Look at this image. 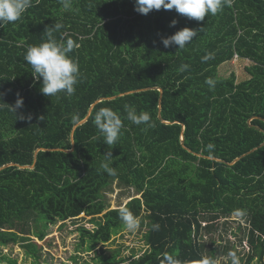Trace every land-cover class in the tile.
<instances>
[{"label":"trees","instance_id":"16d2710c","mask_svg":"<svg viewBox=\"0 0 264 264\" xmlns=\"http://www.w3.org/2000/svg\"><path fill=\"white\" fill-rule=\"evenodd\" d=\"M174 19L178 23L170 27ZM57 22L63 27L54 38L73 41L69 55L81 75L74 95L50 98L24 56ZM210 23L226 37L222 50L206 51L200 44ZM185 27L200 30L193 40L202 53L217 52L211 54L215 69L231 61L224 74L200 79L188 67L180 70L193 57L192 44L178 50L159 40ZM251 65L264 71V0H231L203 21L174 9L143 15L135 0H70L68 9L60 0H32L19 21L0 26V250L19 245L38 264L32 237L43 241L51 226L70 221L88 252L106 246L124 228L121 207L110 209L106 200L117 181L141 195L123 207L138 220L148 219L149 249L134 260L97 257V264H166L169 255L179 264H202L216 254L215 240L209 249L205 232L222 229L232 216L244 222L246 264L256 257L264 263V146L228 165L264 143V88L235 92L236 73L256 72L248 70ZM20 97L24 106L15 113L11 106ZM97 101L87 122L75 129L73 146L74 127ZM125 105L148 112L154 126L127 120ZM105 107L122 118L115 146L104 143L94 124ZM229 128L237 131L223 133ZM107 151L111 161L105 160ZM82 214L92 219L82 224ZM218 252L229 251L220 246ZM2 263L18 260L0 251Z\"/></svg>","mask_w":264,"mask_h":264},{"label":"clouds","instance_id":"9594fccd","mask_svg":"<svg viewBox=\"0 0 264 264\" xmlns=\"http://www.w3.org/2000/svg\"><path fill=\"white\" fill-rule=\"evenodd\" d=\"M60 3L64 9L70 7V0H60ZM31 6L32 0H0V26L19 21ZM225 6L230 7L231 0H135V10L140 14L147 15L153 10L174 9L177 13L188 19L197 21H203L209 14L216 15ZM177 23V20H172L170 27H175ZM62 27L63 25L58 22L48 26L43 35L46 39H43V42L38 45L30 46L24 56V61L31 66L32 71L35 73L34 77L37 80L42 79V94L50 98L56 97L61 93L67 96L74 95L77 90L76 86L80 82L81 73L79 64L69 55L74 48L73 41L69 39L66 42H58L54 38V33L58 32ZM199 31L185 27L173 35L167 37L161 35L159 43H162L165 48L178 47V50H181L191 44L190 42L198 36ZM216 49H220V45L213 50ZM233 60H236V62L239 60L238 54L234 55ZM187 67V65H182L180 70L183 71ZM206 83L214 86V82L211 79H208ZM158 91H161L162 102L164 91L162 88L158 89ZM23 106L24 100L20 97L16 100L15 106L11 107L16 113ZM125 110L126 119L132 123L136 125L144 124L149 127L154 126L152 117L148 112H137L136 108L130 105H125ZM19 118L31 120V116L24 117L21 115ZM40 119H44V117H40ZM94 124L107 146H115L117 144L123 128L122 118L117 112L111 108H101L94 116ZM182 126L184 132L185 126ZM104 157L106 161H111L113 159L112 151H107ZM102 167L110 175L116 174L115 170L110 168L108 163H104ZM82 215L83 217L80 218ZM82 215L79 217V220L86 218L84 214ZM119 218L125 229L130 232H134L139 226L138 218L126 207L119 209ZM228 255L231 257V264H241L236 252H229ZM166 264H179V261L169 255L166 257ZM202 264H215V262L209 258H204Z\"/></svg>","mask_w":264,"mask_h":264},{"label":"rangeland","instance_id":"374dc122","mask_svg":"<svg viewBox=\"0 0 264 264\" xmlns=\"http://www.w3.org/2000/svg\"><path fill=\"white\" fill-rule=\"evenodd\" d=\"M209 20L213 21V19ZM226 23L227 22L223 24V27L227 25ZM207 30L209 31L201 36L202 41L200 44H203L202 47L208 51L213 50L220 45V50H222L223 42L226 39L225 35L215 29V25L211 23ZM196 42L199 43V41L195 40L191 43L193 47V57L192 59L187 60L188 70L195 73L200 79L206 78L207 75L215 78L217 74H224L231 61L215 69V58L214 56H211V54L217 52L212 51L211 54H208V52L202 53L201 51L203 49L200 44L194 45ZM205 57H207V59H205ZM235 63L236 60H233L231 64L234 66ZM260 68L264 67L260 66ZM248 70H256V66L251 65ZM234 81L237 87L235 92H239L238 89L240 90V88L246 91L249 87L254 91L262 92L264 88V71H262V69H258L253 73L245 71V74L242 73V76L237 72ZM252 120L253 119H251V121ZM236 131L237 130L235 129L233 130L229 128L225 129L223 133L228 132L230 134L232 132L235 133ZM245 138L254 142L256 137ZM231 163H229V165ZM140 196L141 195H138L135 189L120 185L119 182L116 181L113 184L111 191L107 192L106 200L110 209H117L123 207L132 198H139ZM82 217L83 215L80 218ZM91 219L92 218H86V222ZM73 222L74 221H70L69 224L64 226H62L63 222L51 226L43 241L32 237L39 247L40 257L38 264H97V261L99 260L96 261L97 257L108 260L115 256H118V258L121 257L123 259L134 260L136 257L143 255L149 249L145 240L149 226L148 219H139V226L134 232H130L124 227L118 235L112 237L107 245L105 244L106 246L99 243L96 245L95 249L90 252L86 249L88 246L87 243V245L85 244L83 247L81 246V236L78 232L74 231L75 227ZM80 222L84 224L82 219ZM221 222H223V220H221ZM220 228L221 226L219 225L218 229H213L209 233L207 231L205 232L206 240L208 241V248H212L210 239L213 238L215 240L213 248L216 249V254H214L213 257L209 255L210 257L207 258L213 260L215 264H231V257L228 254L229 252L234 251L239 256L241 264H246L248 260L247 253L250 247L248 246L247 239L244 235V222L239 216H232L229 222L224 224L222 229ZM220 246L227 247L229 252H226L225 254L218 252ZM247 247L249 249H247ZM0 251L2 254H6L11 258L18 260V264H34L29 257H26L25 249L21 248L19 245L10 244L9 246L3 247ZM251 264L264 263L256 257Z\"/></svg>","mask_w":264,"mask_h":264},{"label":"water","instance_id":"95a60500","mask_svg":"<svg viewBox=\"0 0 264 264\" xmlns=\"http://www.w3.org/2000/svg\"><path fill=\"white\" fill-rule=\"evenodd\" d=\"M139 91H143V90H139ZM160 92H161V91H160ZM161 97H162V96H161ZM115 98H116V97H113V98H110V99H115ZM100 101H102V100H100ZM100 101H97L95 104H93L92 107H91V109H90V111H89V114H88L87 118L84 119L83 121H81L79 124H77V125L74 127L73 132H72V145H74L73 137H74V131H75V129H76L78 126H80V125L84 124L85 122H87L89 116L91 115V112H92L93 108H94L95 105L98 104ZM161 108H162V107H161V100H160V104H159V110H160V112H161ZM159 118L161 119V116H159ZM255 119H260V118L255 117ZM163 122L166 123V124H171L170 122H167V121H163ZM250 122H251V120H250ZM183 130H184V129H183ZM182 142L184 143V136H182ZM263 146H264V144H262V145H260L259 147L253 149L252 151H250L249 153L243 155L242 157L237 158L236 160L233 161L234 163H231L230 165H234L235 163H237L238 161H240V160H241L243 157H245L246 155H249V154L254 153L255 151L261 149ZM198 156H201V155H198ZM214 160H216V161H218V162H224V161L221 160V159H214ZM13 165H14V164H11V165H9V166H13ZM228 165H229V164H228ZM4 168H6V167H4ZM21 168H22V169H24V168L33 169L34 167H33V166H31V167H30V166H24V167H21Z\"/></svg>","mask_w":264,"mask_h":264}]
</instances>
